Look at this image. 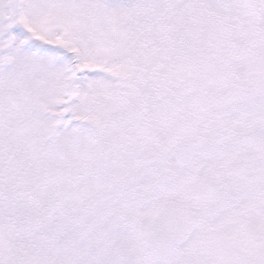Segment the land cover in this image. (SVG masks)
<instances>
[{
    "label": "snow or ice",
    "instance_id": "6c2138e0",
    "mask_svg": "<svg viewBox=\"0 0 264 264\" xmlns=\"http://www.w3.org/2000/svg\"><path fill=\"white\" fill-rule=\"evenodd\" d=\"M0 264H264V0H0Z\"/></svg>",
    "mask_w": 264,
    "mask_h": 264
}]
</instances>
